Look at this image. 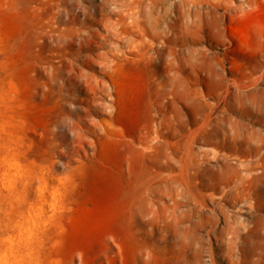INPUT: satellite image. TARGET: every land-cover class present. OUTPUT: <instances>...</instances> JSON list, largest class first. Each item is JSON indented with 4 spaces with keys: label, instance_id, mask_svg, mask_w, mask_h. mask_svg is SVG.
<instances>
[{
    "label": "rangeland",
    "instance_id": "1",
    "mask_svg": "<svg viewBox=\"0 0 264 264\" xmlns=\"http://www.w3.org/2000/svg\"><path fill=\"white\" fill-rule=\"evenodd\" d=\"M101 1L85 0L87 9L70 12L57 0H0V264L210 263V251L178 236L164 190L183 184L193 195L188 203L215 218L207 193L219 194L222 183L212 178L234 177L216 174L208 166L213 156H250L256 163L264 155L258 143L222 133L230 117L264 132V110L237 90L252 74L262 75L263 45L240 50L234 39L229 50L207 26L200 35H173L170 45L187 50L181 67L169 63L168 51L139 60L125 46L112 65L114 4ZM67 2L70 9L73 0ZM261 4L251 18L226 25L252 21L251 32L264 35ZM257 84L264 98V79ZM203 146L211 157H202ZM45 182L55 201L40 195ZM250 182L245 187L262 209L241 214L263 226L264 188ZM32 207L43 208L35 221ZM222 224L217 213L208 228ZM251 235L243 245L237 241V252L263 251L264 231ZM210 241L219 264H230L222 254L229 243L221 249L205 236L206 246Z\"/></svg>",
    "mask_w": 264,
    "mask_h": 264
},
{
    "label": "bare ground",
    "instance_id": "2",
    "mask_svg": "<svg viewBox=\"0 0 264 264\" xmlns=\"http://www.w3.org/2000/svg\"><path fill=\"white\" fill-rule=\"evenodd\" d=\"M67 1L57 0L59 5H56L61 9H68L70 12L75 11L79 5L83 7L81 10L88 7L84 5L85 0H73L69 9V7L65 6L69 4ZM95 1L97 0H90L92 6L96 4ZM102 1L105 5L109 1L114 4L113 9L108 13L112 23V30H110L109 34L116 40L115 48L113 51L111 50L112 55L110 58L112 65L119 64L121 55L125 51L139 60H149L154 58L160 51H168L166 55L169 63L181 67L184 60V50L186 52L187 50L185 48L183 50L181 47L174 48V46L170 45L176 42L173 35L177 34L181 38L182 36L180 35L187 30L200 35V30L202 31L207 26H210L212 33H216L217 39L219 38L222 42L226 41L229 43V46H227L229 50H235V47H233L235 45H233L234 39H236L237 47L240 50L253 48L258 41L260 44L262 43V48H264V35L261 32H255V34L251 32L250 26L254 24L252 21H249V25L245 28L236 25H226L227 20L235 21L237 18L240 20V17H243V19L251 18L256 10L261 9V3L264 0H172L163 5H160V3L164 0ZM58 12L62 13L61 11ZM60 20L63 19L61 18ZM66 32L68 31L61 32L60 36L67 35ZM76 36L80 37L78 33ZM211 36L214 37V35ZM159 37L161 38L160 41L163 42L162 48L157 46L156 39ZM124 46L126 47L125 51L122 50V47L125 48ZM193 50L195 51L196 49ZM192 52H190L191 55L189 56L195 58ZM190 57H188L189 60H191ZM263 79L264 71L260 76L252 74L244 82L238 83L237 88L238 95L241 98L249 101L254 106L258 104L262 111L264 110V98L257 91V83ZM245 82L250 83L244 84ZM222 133L258 143V155L264 148V132L240 119H233L231 117L225 119ZM200 153L204 158H209L213 155L208 146H203ZM232 157L229 154L214 155L213 161L215 163H208V166L216 174L234 177L212 178L222 183L219 194L215 190L207 193V196L213 203V208L210 209V212L215 215V218L210 213H207L209 211L208 208L199 206L197 203H193L194 205L188 203V201H193V195L183 184L175 181L165 186L166 189L164 191L173 201L171 217L180 239L183 242L194 243L202 251H210L212 262L206 263L205 260L200 259L197 264H219L220 257L216 252V247L213 246L211 241L210 245L206 246L204 242L205 236L207 239H211L213 236L217 241L218 247L221 249L224 242L229 243V247L227 250L222 251V254L230 264H264V247L263 251L256 249L251 254H247L245 250L241 253L236 250L238 240L243 245V242L252 237L251 234L257 229L264 231V225L261 226L257 218L247 221L241 214V212H255L262 209L261 202L252 196L250 189H247L245 184L251 181V184L252 182L257 183L264 188V167L262 163L264 155L259 156L256 163L252 162L250 156L237 155L234 157V161H232ZM249 174H256L263 178H244ZM162 188L161 186L155 189L153 193L155 199L159 198L158 192L161 193ZM39 191L46 202L56 200L55 194L48 195V184L46 182L40 185ZM153 200V198L150 199L149 204L152 208L156 209L157 204ZM42 209V207H32L29 212L31 220L35 221L41 218ZM217 213L222 214L224 224L208 228L214 225ZM203 230L206 231V234H204L205 232L203 233Z\"/></svg>",
    "mask_w": 264,
    "mask_h": 264
}]
</instances>
